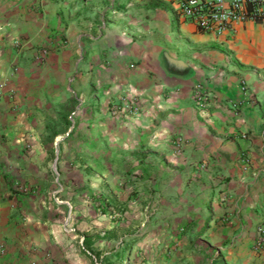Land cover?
Here are the masks:
<instances>
[{"label":"crops","instance_id":"0c3cea01","mask_svg":"<svg viewBox=\"0 0 264 264\" xmlns=\"http://www.w3.org/2000/svg\"><path fill=\"white\" fill-rule=\"evenodd\" d=\"M121 96L139 112L112 115ZM113 211L148 214L140 240L184 264H264V22L215 35L172 0H0V264L76 261L71 213Z\"/></svg>","mask_w":264,"mask_h":264},{"label":"rangeland","instance_id":"374dc122","mask_svg":"<svg viewBox=\"0 0 264 264\" xmlns=\"http://www.w3.org/2000/svg\"><path fill=\"white\" fill-rule=\"evenodd\" d=\"M71 217L73 229L68 234L79 256L76 261L67 259V264H100L93 252L100 253L102 264H184L175 253V246L140 240L150 218L146 213L113 211L100 213L96 218L87 214L83 219L74 218L71 213ZM83 238L88 245L83 243Z\"/></svg>","mask_w":264,"mask_h":264},{"label":"built area","instance_id":"2783aa9c","mask_svg":"<svg viewBox=\"0 0 264 264\" xmlns=\"http://www.w3.org/2000/svg\"><path fill=\"white\" fill-rule=\"evenodd\" d=\"M172 2L179 16L194 23L199 30L215 35L233 33L235 25L240 22H264V0H172ZM46 52V47L38 49L35 58L41 60ZM200 89V86L196 87L195 103L202 107L206 104V97ZM109 111L112 115L138 113L139 102L135 98L121 96L112 102ZM256 233L253 248L259 250L264 246V222L257 227ZM0 251H3L2 245Z\"/></svg>","mask_w":264,"mask_h":264},{"label":"trees","instance_id":"16d2710c","mask_svg":"<svg viewBox=\"0 0 264 264\" xmlns=\"http://www.w3.org/2000/svg\"><path fill=\"white\" fill-rule=\"evenodd\" d=\"M83 243L88 245L85 238H83ZM93 254H95L96 261L99 262L100 264H102V258H100V253L99 252H93ZM106 264H110V263L108 262Z\"/></svg>","mask_w":264,"mask_h":264},{"label":"water","instance_id":"95a60500","mask_svg":"<svg viewBox=\"0 0 264 264\" xmlns=\"http://www.w3.org/2000/svg\"><path fill=\"white\" fill-rule=\"evenodd\" d=\"M168 60L173 64H181V61L172 57H168Z\"/></svg>","mask_w":264,"mask_h":264}]
</instances>
